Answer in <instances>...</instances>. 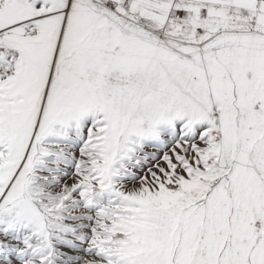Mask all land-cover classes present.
Segmentation results:
<instances>
[{"label": "snow or ice", "instance_id": "6c2138e0", "mask_svg": "<svg viewBox=\"0 0 264 264\" xmlns=\"http://www.w3.org/2000/svg\"><path fill=\"white\" fill-rule=\"evenodd\" d=\"M0 264H264V0H0Z\"/></svg>", "mask_w": 264, "mask_h": 264}]
</instances>
